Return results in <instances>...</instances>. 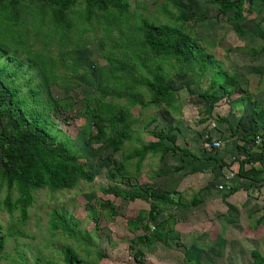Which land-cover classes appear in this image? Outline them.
I'll list each match as a JSON object with an SVG mask.
<instances>
[{
	"label": "rangeland",
	"instance_id": "rangeland-1",
	"mask_svg": "<svg viewBox=\"0 0 264 264\" xmlns=\"http://www.w3.org/2000/svg\"><path fill=\"white\" fill-rule=\"evenodd\" d=\"M176 1L195 22L185 20L170 0H125L126 22L104 34L103 11L91 9L101 22L78 38L72 34L86 11L82 2L64 7L56 0H0V92L6 86L19 103L2 118L0 130L20 114L47 118L49 134L92 178L56 191L38 188L23 209L19 192L0 174V264H64L65 251L75 264H257L253 251L264 258V183L247 182L238 173L239 162L246 161L243 169L257 168L264 178V163H251L254 148L256 159L264 156L261 145H251L252 138L248 149L239 145L245 129L263 134L264 0H253L252 14L239 25L244 35L229 20L231 14L209 0ZM108 8L117 19L118 8ZM142 19L195 42L211 57L212 69L201 74L190 59L184 75H177L175 61L165 62L144 45L136 30ZM11 29L21 34L15 40L2 34ZM77 39L86 42L82 49L74 48ZM158 72L172 86L169 106L153 103L147 87ZM42 79L54 80L48 94L57 107L51 112L45 109L51 105ZM235 79L245 95L225 96L221 84ZM10 98L0 101V109L10 106ZM205 124L219 138L203 134ZM178 128L185 140L190 132L198 134L196 148L185 143L179 149L176 139L153 136H176ZM207 138L222 143L212 156L201 152ZM152 142L171 150L142 158L134 154ZM190 153L216 159V176H182V156ZM112 186L145 200L104 193ZM153 194L168 201L158 203L151 217ZM195 199L199 204L191 205Z\"/></svg>",
	"mask_w": 264,
	"mask_h": 264
},
{
	"label": "trees",
	"instance_id": "trees-1",
	"mask_svg": "<svg viewBox=\"0 0 264 264\" xmlns=\"http://www.w3.org/2000/svg\"><path fill=\"white\" fill-rule=\"evenodd\" d=\"M60 2L64 7H69L76 2H82L86 5L85 13L81 12V24L76 26V31H73L72 37L78 36L81 38L83 34L93 31L95 25L99 24V16L91 9L103 11V33L109 34L112 28L118 27L121 22L127 21V4L125 0H56ZM178 11L183 15L186 20L196 21L191 15L184 13L179 9V3L176 0H170ZM214 5L218 6L223 14H231L229 20L234 24H240L244 22L252 13L253 0H209ZM108 6H114L118 8V18L113 19L115 13L110 11ZM1 15V14H0ZM123 19V20H121ZM14 24V23H12ZM65 29H68V25H64ZM237 31L244 35L247 34L239 26L236 27ZM144 41V45L150 50V52L160 57L165 62L173 60L177 63L179 68V74L184 75L183 64L190 59H194L196 67L200 70L201 74H204L209 69H212L214 62L211 57L204 54L199 46L192 42L189 38L182 36V34L174 28L168 26H157L152 23H148L146 20H140L139 26L136 27ZM78 31V33H76ZM2 34L8 37L10 40H15L16 36L21 35L19 32L4 30ZM82 34V35H81ZM78 43L74 44L75 49H82L83 45H86L83 40L77 39ZM125 47V46H123ZM133 49V47H131ZM107 62L114 67V60L111 55L107 56ZM73 68L79 69L75 60L72 61ZM42 72L46 69L40 68ZM74 70V71H75ZM87 72L83 70V75ZM168 78L164 73L158 72L153 76V81L147 84L149 91L152 93L153 103H164L169 106L172 100V86L168 83ZM54 80L48 83L45 79L40 81V86L47 91L46 99L51 105L50 108H45L48 112H51L57 107L48 94V86L53 84ZM235 85L232 81H226L222 83L223 93H228V85ZM11 97L9 100L10 106L8 108L0 109V124L2 118H5L8 113H11L19 108V103L12 97V92L8 88L3 87L0 92V101L3 102L7 97ZM256 113L253 111L252 115ZM47 118L41 120L35 114L31 113L28 117L24 114H20L17 117L11 118L7 123L1 127L0 130V174L2 179L5 180L8 187H14L20 194L19 202L24 209L28 206L33 197L32 192L38 188H47L51 191H56L65 187L74 185L79 179L84 181H90L92 178L86 173L84 167L77 162V159L72 155L62 143L57 142L47 130ZM263 134H261V147L264 149V124L262 126ZM236 133V132H234ZM153 136L158 140H166L174 143L176 137L173 135L165 134L164 132L155 133ZM259 134L257 132H246L242 137L243 141L255 139ZM209 141V139H207ZM248 143V142H247ZM175 149V148H174ZM171 149L163 142H152L147 147H144L140 151H136L134 154L139 157H143L146 153L156 154L161 153L165 155ZM185 153V152H184ZM249 158L252 156L249 154ZM254 159V158H253ZM264 163V156H260L258 159L251 161ZM247 162H239L240 170L239 176L249 179L252 183H264V178L261 177V170L250 168L244 170L242 168ZM104 193L113 195L116 198H122L124 200H145V197L137 192H131L121 190L117 186H112ZM151 198L156 202L153 204L150 210V215L154 214L157 209V204L160 202L167 203V198L161 194H153ZM198 203V200H193L191 205ZM156 215V214H155ZM63 220V219H61ZM3 240L0 238V251H2ZM64 264H75L76 258L70 251L64 252ZM252 258L257 264H264V258H262L257 251L252 252Z\"/></svg>",
	"mask_w": 264,
	"mask_h": 264
},
{
	"label": "crops",
	"instance_id": "crops-1",
	"mask_svg": "<svg viewBox=\"0 0 264 264\" xmlns=\"http://www.w3.org/2000/svg\"><path fill=\"white\" fill-rule=\"evenodd\" d=\"M252 8H253V5H252ZM253 10V9H252ZM252 14V13H251ZM250 17V16H249ZM248 17V18H249ZM247 18V19H248ZM246 19V20H247ZM245 20V21H246ZM244 21V22H245ZM243 23V22H242ZM241 24V23H240ZM240 24H238V26L240 25ZM240 27V26H239ZM228 82V81H227ZM235 85L233 86V85H231L230 83V85H228V93H226V94H224L225 96H230V95H232V94H240V95H245V92H239V91H241V90H239L240 88H241V83L239 82V81H237L236 79L234 80V82H233ZM222 92H223V90H222ZM249 92H252V91H250L249 90ZM225 125H226V123H224ZM203 128L202 129H204V131H203V134H205V133H210V135H211V133L213 132L214 133V131H211L212 129L211 128H209L208 126H207V124H205V126L203 125L202 126ZM207 127V128H206ZM227 128V127H226ZM180 132H182L181 131V128H178V131H176V136L175 137H177L176 138V142H175V146H177V147H179V149H182V145H184L185 143H188V146H189V148L190 149H194V148H196V144H197V141L195 140V138L196 137H198V134L197 133H194V132H190V134H188V136L187 137H189V138H187L188 140H185L184 139V136H181L179 133ZM234 132H236V131H234ZM234 132H230V133H232V134H235ZM247 132V130L245 129V131H244V135H245V133ZM248 132H250V133H253V132H258V130H257V128H255L254 130H253V132L252 131H249L248 130ZM206 135V134H205ZM205 135H203V137H202V139L205 137ZM213 136H214V138H219V136H220V133H218V132H215L214 134H212ZM231 135V134H230ZM243 135V136H244ZM212 136V137H213ZM242 136V137H243ZM250 140H248L247 142H249ZM247 142H243V141H241V143L239 142V145H245V147H246V149H248V147H247ZM167 146V145H166ZM235 147H237V146H235ZM256 150H258V148L256 147V148H254L253 150H251L250 152L251 153H253V158L254 159H256V154L255 153H257L256 152ZM201 152H202V150H201ZM182 153V152H181ZM202 154H203V156H210V155H208V154H205V153H203L202 152ZM183 155V154H182ZM195 156H197L199 159H197V160H194L196 157ZM212 156V155H211ZM183 158H184V164L182 165V167H183V172H182V176H187L186 178L188 179L190 176L191 177H194V176H198L199 178H196V180H198V179H201V177H209V178H211L212 176H216V169H215V167H214V165H213V162L215 163V162H217V160L216 159H213L212 160V157H210V159L208 158H200L199 157V155L198 154H195V153H190L188 156H185V155H183L182 156ZM256 163V162H255ZM252 165H254V164H252ZM259 166H260V164H259ZM232 169L234 168L233 166L231 167ZM251 167H249L248 165H246V166H244V170H248V169H250ZM256 170H257V168H255ZM218 170V169H217ZM242 180H245V181H250L249 179H244V178H241ZM205 181V180H204ZM251 183H252V181H250ZM205 183V182H204ZM207 186V183H205L203 186H201V188H205ZM184 193V192H183ZM209 194V193H208ZM200 203H202V202H200ZM199 204V203H198Z\"/></svg>",
	"mask_w": 264,
	"mask_h": 264
},
{
	"label": "built area",
	"instance_id": "built-area-1",
	"mask_svg": "<svg viewBox=\"0 0 264 264\" xmlns=\"http://www.w3.org/2000/svg\"><path fill=\"white\" fill-rule=\"evenodd\" d=\"M211 126L215 127V124L212 123ZM207 139L203 141L201 149L203 153L212 155L215 151H218L221 148L222 143L219 139H213L212 141H207ZM259 143H261V138L259 136H257L253 141H251V145L258 146L260 145ZM217 189L223 190V186L220 185L219 187H217Z\"/></svg>",
	"mask_w": 264,
	"mask_h": 264
}]
</instances>
